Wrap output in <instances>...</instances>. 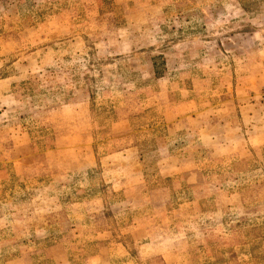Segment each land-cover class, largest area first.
<instances>
[{"label": "rangeland", "instance_id": "rangeland-1", "mask_svg": "<svg viewBox=\"0 0 264 264\" xmlns=\"http://www.w3.org/2000/svg\"><path fill=\"white\" fill-rule=\"evenodd\" d=\"M0 264H264V0H0Z\"/></svg>", "mask_w": 264, "mask_h": 264}]
</instances>
